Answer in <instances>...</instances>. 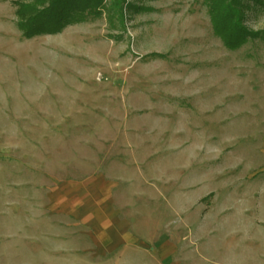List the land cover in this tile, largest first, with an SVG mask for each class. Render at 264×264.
Listing matches in <instances>:
<instances>
[{
	"label": "rangeland",
	"instance_id": "1",
	"mask_svg": "<svg viewBox=\"0 0 264 264\" xmlns=\"http://www.w3.org/2000/svg\"><path fill=\"white\" fill-rule=\"evenodd\" d=\"M103 2L99 15L25 38L11 0H0V264L35 261L21 239L40 187L90 177L96 159L108 166L112 156L141 163L143 189L165 188L167 203L180 189L181 219L155 210L160 200L147 219L157 212L166 229L182 224L181 236L256 263L264 0H242L251 36L233 50L214 33L204 0Z\"/></svg>",
	"mask_w": 264,
	"mask_h": 264
},
{
	"label": "crops",
	"instance_id": "2",
	"mask_svg": "<svg viewBox=\"0 0 264 264\" xmlns=\"http://www.w3.org/2000/svg\"><path fill=\"white\" fill-rule=\"evenodd\" d=\"M94 163L90 177L55 179L32 199L21 239L24 254L29 241L31 264H246L241 254L215 253L206 237L181 236L182 224L166 229L157 212L147 219L158 200L155 210L181 219V191L173 189L167 203L165 188L143 189L141 163L113 156L108 166ZM259 255L254 264H264Z\"/></svg>",
	"mask_w": 264,
	"mask_h": 264
},
{
	"label": "trees",
	"instance_id": "3",
	"mask_svg": "<svg viewBox=\"0 0 264 264\" xmlns=\"http://www.w3.org/2000/svg\"><path fill=\"white\" fill-rule=\"evenodd\" d=\"M214 33L227 49H235L251 36L243 25L242 0H204ZM16 26L25 38L57 34L67 26L99 15L103 0H11ZM253 35V34H252Z\"/></svg>",
	"mask_w": 264,
	"mask_h": 264
}]
</instances>
